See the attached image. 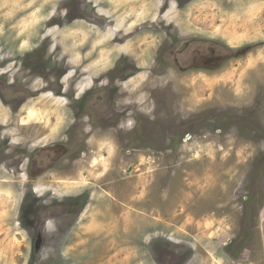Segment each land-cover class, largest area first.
Returning <instances> with one entry per match:
<instances>
[{
	"label": "rangeland",
	"instance_id": "rangeland-1",
	"mask_svg": "<svg viewBox=\"0 0 264 264\" xmlns=\"http://www.w3.org/2000/svg\"><path fill=\"white\" fill-rule=\"evenodd\" d=\"M0 74V264H264V0H0Z\"/></svg>",
	"mask_w": 264,
	"mask_h": 264
},
{
	"label": "flooded vegetation",
	"instance_id": "flooded-vegetation-1",
	"mask_svg": "<svg viewBox=\"0 0 264 264\" xmlns=\"http://www.w3.org/2000/svg\"><path fill=\"white\" fill-rule=\"evenodd\" d=\"M101 17V16H100ZM214 50H212L211 55H212V61H216L218 62L217 58H214V55H216L215 53H213ZM209 62L211 63V61L209 60ZM227 62V61H226ZM200 70H205V71H212L214 69H217V67H215L214 65L212 67L209 66H203L198 68ZM68 73V70L66 69V73ZM86 73L85 71L80 72L79 73V77H81L82 75H84L86 77ZM88 74V73H87ZM1 76H5L4 74H0ZM88 77V76H87ZM65 79V78H64ZM85 79V78H84ZM29 80L32 81L31 86L33 85V83L37 80L36 78L31 77ZM42 82V81H41ZM45 82V80H44ZM43 82V83H44ZM46 84H42V87L40 89H44V91H48L51 90L52 92H54L55 95H63L65 94V91L62 90L63 86H65L64 80L62 81L61 88L57 90H55V86H53L50 82H45ZM64 84V85H63ZM67 90L70 86H74V91L76 90V86L74 85V80H69L67 83ZM23 86H25V83L22 84ZM36 89L32 90L34 93L37 92L35 91ZM87 89H84L80 95L84 92H86ZM21 92V90H20ZM22 96L26 95L27 93H29V90L26 92H21ZM38 93V92H37ZM79 95V94H78ZM104 95H101L99 97H96L97 99V104L95 107L94 106H90L89 104L87 106H85L83 109L81 110H76L75 112V116L76 119L74 120V124L75 122L77 123L76 127L74 128L75 130V134L70 136L69 140H63L62 137H60L57 141H55L57 144H53V145H41L39 146V144L34 145V147L31 150H25V151H21V155L25 156L26 154H28L29 156V163H28V169H27V178L29 179H41L44 178L43 176H45L47 173L53 171V168L58 165L61 166V170L63 171H68L72 169V165L71 166H67L65 164V160H71V162H75L79 155H85V147H84V143L82 144V140H85L86 135H85V128H84V123H85V118H82L81 121H79V119L77 120V117H81L85 115H91L94 114L95 116H97L98 118L100 117V115H105L108 116L107 119L111 120V121H115V117L116 115L113 114V109L111 107V105H104ZM101 99V100H100ZM80 102H82L81 100H79ZM99 101V102H98ZM95 102V99H94ZM22 106V105H21ZM20 107L17 108L15 110V113L19 112ZM67 108L64 110L65 114L66 113ZM75 110V109H74ZM111 114H110V113ZM68 116V114H67ZM69 117V116H68ZM79 137H81L80 140V145L79 146H72V147H68L67 145H69L71 142L76 144L77 140L79 139ZM71 140V141H70ZM85 142V141H84ZM1 144L4 146V144H6L4 141L1 142ZM82 144V145H81ZM33 145V144H32ZM31 145V146H32ZM58 146H61L62 148H65L63 152L58 153L57 148ZM19 149V148H14V150ZM29 149V148H28ZM5 151V147L3 151H0V168H4L3 166L5 165V156H3ZM9 152V151H7ZM10 153V152H9ZM20 155H16V157H18ZM55 156V157H53ZM21 157V156H20ZM54 158V159H53ZM18 170H20V168H18Z\"/></svg>",
	"mask_w": 264,
	"mask_h": 264
},
{
	"label": "water",
	"instance_id": "water-1",
	"mask_svg": "<svg viewBox=\"0 0 264 264\" xmlns=\"http://www.w3.org/2000/svg\"><path fill=\"white\" fill-rule=\"evenodd\" d=\"M215 53L214 58L218 59V62L212 61L211 59L213 58L211 55V52ZM237 54L232 55V51L228 49L227 51H223L221 48H219L218 45L210 47V46H205L203 47V50H196L195 55L191 57V61L194 62V69H198L203 66H209L212 67L213 65L215 67H220L222 66L228 59L231 57H236ZM211 61V63L209 62Z\"/></svg>",
	"mask_w": 264,
	"mask_h": 264
},
{
	"label": "crops",
	"instance_id": "crops-1",
	"mask_svg": "<svg viewBox=\"0 0 264 264\" xmlns=\"http://www.w3.org/2000/svg\"><path fill=\"white\" fill-rule=\"evenodd\" d=\"M260 223H261V233H262V240H263V255H264V216Z\"/></svg>",
	"mask_w": 264,
	"mask_h": 264
}]
</instances>
